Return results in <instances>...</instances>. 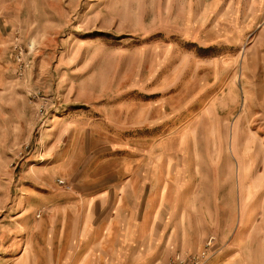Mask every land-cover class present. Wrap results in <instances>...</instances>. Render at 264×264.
Masks as SVG:
<instances>
[{"label":"rangeland","instance_id":"rangeland-1","mask_svg":"<svg viewBox=\"0 0 264 264\" xmlns=\"http://www.w3.org/2000/svg\"><path fill=\"white\" fill-rule=\"evenodd\" d=\"M140 156L143 203L168 183L148 264H264V0H0V264L39 262L52 199L100 214Z\"/></svg>","mask_w":264,"mask_h":264},{"label":"crops","instance_id":"crops-1","mask_svg":"<svg viewBox=\"0 0 264 264\" xmlns=\"http://www.w3.org/2000/svg\"><path fill=\"white\" fill-rule=\"evenodd\" d=\"M146 158V156H140L137 159L128 157L123 161L121 172H116V175H113L114 178L111 175L99 179L117 180L115 199L112 205L109 204L107 198L103 199V203L101 200L102 194H105V197L111 196L110 189L104 190L103 188L107 187L109 183L100 185L103 186V189L99 191L100 193L95 194L101 196L98 199L100 200L98 206L101 208L100 214L97 213L96 198L91 210L92 215L88 216L86 215L88 206L86 209H82L78 203L57 202L58 200L63 201L61 199L63 197L52 199L50 214L44 224H38L35 231L39 236L41 231H44L40 238L44 239L45 243L42 247L44 249L43 258L40 257L41 260L34 264H148V251L153 243V233H151L150 227H152V222L156 220L157 216L161 214L159 213V206L154 205V200L157 195L162 198L166 196L168 183H165L163 176H160L156 171L154 187L152 186L153 189L150 194L154 198L146 201L148 205L146 202L143 203V197L148 196L147 182L149 177L145 172L148 166L143 167ZM251 158L252 154L249 155V159ZM194 170L195 175L192 176V168L189 166L187 175L183 179L187 181L185 188L188 189V192L186 197L188 199L193 197L192 203L197 208L203 196V183L206 178L199 176L201 171L199 172L198 168ZM76 174H78L77 171L71 176ZM86 177L88 178L83 179L84 181L81 180V187L83 183H86L85 181H89L94 175H86ZM193 178L196 179L194 184L191 183ZM182 180L176 179L177 187L183 188L185 183H182ZM245 188L247 195L245 196L249 199L255 190V185L253 188V185L249 183L246 184ZM178 195L180 194L178 193ZM176 205L174 203L173 215L176 212ZM104 213H109V215L100 220ZM42 248L40 247V249ZM143 252L148 257L144 258ZM138 260L142 262H138Z\"/></svg>","mask_w":264,"mask_h":264},{"label":"built area","instance_id":"built-area-1","mask_svg":"<svg viewBox=\"0 0 264 264\" xmlns=\"http://www.w3.org/2000/svg\"><path fill=\"white\" fill-rule=\"evenodd\" d=\"M59 182L63 185L66 184V182L64 180H59ZM39 217L41 216V213H39L38 215ZM205 254H203L204 256ZM199 259L200 257L199 256H196V255H181V254H178L176 256V258H174L173 260L170 261L169 264H176L177 262H180V263H189V264H198L199 263Z\"/></svg>","mask_w":264,"mask_h":264}]
</instances>
